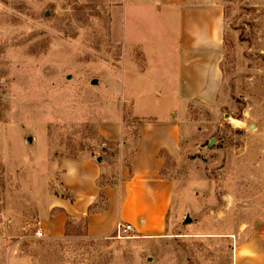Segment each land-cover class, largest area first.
Segmentation results:
<instances>
[{"label":"rangeland","instance_id":"rangeland-1","mask_svg":"<svg viewBox=\"0 0 264 264\" xmlns=\"http://www.w3.org/2000/svg\"><path fill=\"white\" fill-rule=\"evenodd\" d=\"M121 1L0 0V264H233L264 213V0H224L217 101L190 104L189 149L166 157L167 231L94 238L70 218L63 236L46 233L48 198L69 196L57 159L103 155L116 171L135 149L122 79L144 57L124 41ZM117 112L127 143L100 133Z\"/></svg>","mask_w":264,"mask_h":264},{"label":"crops","instance_id":"crops-1","mask_svg":"<svg viewBox=\"0 0 264 264\" xmlns=\"http://www.w3.org/2000/svg\"><path fill=\"white\" fill-rule=\"evenodd\" d=\"M121 11L124 41L144 57L143 70H124L122 79L123 103L140 120L135 149L116 171L103 155L53 163L69 196L48 198L42 223L51 236H63L70 218H85L94 238L112 236L119 221L140 235L164 234L177 193L163 174L166 157L178 161L189 149L190 104H214L223 82L224 0H122ZM99 129L127 143L119 112ZM256 225L236 246L233 264H264V213Z\"/></svg>","mask_w":264,"mask_h":264},{"label":"built area","instance_id":"built-area-1","mask_svg":"<svg viewBox=\"0 0 264 264\" xmlns=\"http://www.w3.org/2000/svg\"><path fill=\"white\" fill-rule=\"evenodd\" d=\"M134 231V227L130 223H125V222H117L115 226V233H114V238H124L130 235ZM42 235V233H40Z\"/></svg>","mask_w":264,"mask_h":264},{"label":"water","instance_id":"water-1","mask_svg":"<svg viewBox=\"0 0 264 264\" xmlns=\"http://www.w3.org/2000/svg\"><path fill=\"white\" fill-rule=\"evenodd\" d=\"M94 83H96V80L93 81ZM31 137H29V141H31ZM98 160H101V157L98 158ZM191 221V218L190 217H187L186 218V222H190Z\"/></svg>","mask_w":264,"mask_h":264}]
</instances>
